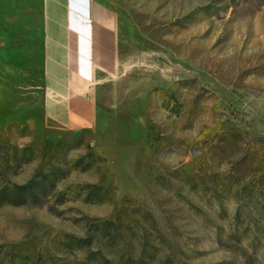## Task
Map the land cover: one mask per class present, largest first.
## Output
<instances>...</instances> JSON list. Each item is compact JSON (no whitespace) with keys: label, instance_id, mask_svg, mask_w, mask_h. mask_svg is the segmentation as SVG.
Wrapping results in <instances>:
<instances>
[{"label":"rangeland","instance_id":"rangeland-1","mask_svg":"<svg viewBox=\"0 0 264 264\" xmlns=\"http://www.w3.org/2000/svg\"><path fill=\"white\" fill-rule=\"evenodd\" d=\"M43 3H0V264H264V0H87L117 59L81 129Z\"/></svg>","mask_w":264,"mask_h":264},{"label":"crops","instance_id":"crops-1","mask_svg":"<svg viewBox=\"0 0 264 264\" xmlns=\"http://www.w3.org/2000/svg\"><path fill=\"white\" fill-rule=\"evenodd\" d=\"M43 2L45 116L69 129L91 126L98 110L97 83L117 59L114 30L90 19L87 0Z\"/></svg>","mask_w":264,"mask_h":264}]
</instances>
